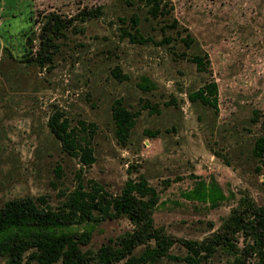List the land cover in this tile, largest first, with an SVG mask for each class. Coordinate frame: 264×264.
Masks as SVG:
<instances>
[{
  "label": "rangeland",
  "instance_id": "374dc122",
  "mask_svg": "<svg viewBox=\"0 0 264 264\" xmlns=\"http://www.w3.org/2000/svg\"><path fill=\"white\" fill-rule=\"evenodd\" d=\"M149 7L0 0V206L24 196L57 206L77 188L117 194L127 180L146 178L159 195L155 225L192 239L217 230L240 197L264 206V0H162L156 14ZM208 80L218 82L217 103L191 99ZM117 98L137 111L126 143L115 135ZM56 113L68 119L60 138L51 130ZM212 176L226 195L217 206L184 196ZM132 227L126 216L96 224L81 245L88 264H100V247ZM236 239V251L217 246L199 264H252L243 235ZM170 250L185 253L178 242Z\"/></svg>",
  "mask_w": 264,
  "mask_h": 264
},
{
  "label": "trees",
  "instance_id": "16d2710c",
  "mask_svg": "<svg viewBox=\"0 0 264 264\" xmlns=\"http://www.w3.org/2000/svg\"><path fill=\"white\" fill-rule=\"evenodd\" d=\"M143 1L150 5L148 10L153 14L162 10V0ZM100 9L96 7L95 11ZM132 36L136 34L132 33ZM207 59L208 54L203 52V68ZM218 90V82L208 80L191 99L217 103ZM111 110L115 135L120 142L126 143L137 111L128 108L121 98L113 102ZM67 127V117L56 113L52 119L53 134L60 138ZM184 196L208 202L211 206H217L226 197L213 176L209 181L200 177ZM158 202V191L146 178L127 180L117 194L102 186L77 188L66 194L57 206L48 205L44 196L9 199L0 206V256L5 258L6 264H25L31 258L38 264H52L57 260L62 264H88L81 245L90 241L94 226L105 219L126 216L133 225L132 229L123 232L114 244L109 242L100 247L96 256L100 264L114 261L157 264L163 258L183 264H199L217 246L236 251L239 233L245 239L243 251L256 258L252 264H264V206L251 198L240 197L222 218L218 229L202 239L174 237L155 225L153 211ZM176 242L184 247V254L171 252ZM139 245H143V249L134 252Z\"/></svg>",
  "mask_w": 264,
  "mask_h": 264
}]
</instances>
